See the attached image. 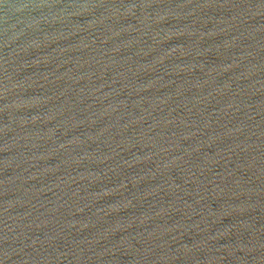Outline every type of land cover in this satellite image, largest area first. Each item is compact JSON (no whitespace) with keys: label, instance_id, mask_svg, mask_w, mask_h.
Returning <instances> with one entry per match:
<instances>
[{"label":"water","instance_id":"95a60500","mask_svg":"<svg viewBox=\"0 0 264 264\" xmlns=\"http://www.w3.org/2000/svg\"><path fill=\"white\" fill-rule=\"evenodd\" d=\"M0 264H264V0H0Z\"/></svg>","mask_w":264,"mask_h":264}]
</instances>
